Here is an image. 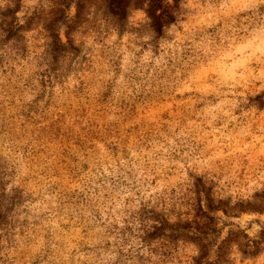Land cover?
Segmentation results:
<instances>
[{
    "label": "rangeland",
    "instance_id": "obj_1",
    "mask_svg": "<svg viewBox=\"0 0 264 264\" xmlns=\"http://www.w3.org/2000/svg\"><path fill=\"white\" fill-rule=\"evenodd\" d=\"M108 1L0 0V264H264V0Z\"/></svg>",
    "mask_w": 264,
    "mask_h": 264
},
{
    "label": "trees",
    "instance_id": "obj_2",
    "mask_svg": "<svg viewBox=\"0 0 264 264\" xmlns=\"http://www.w3.org/2000/svg\"><path fill=\"white\" fill-rule=\"evenodd\" d=\"M181 0H109L107 7L109 9V12L116 17L118 20V23L120 25H123L124 20L127 17V12L129 9V6L131 4L135 6H145L144 10L146 12L147 17L150 20V27L155 33L156 37H160L163 34V29L173 23L177 20L176 15L179 8ZM54 29V28H53ZM51 29V35L52 30ZM55 38V42L53 43V49L57 50L59 49V46L61 47L62 43L60 42L58 35L53 34L52 35ZM205 199H206V209L207 211H215L221 208V201H218V205L214 204L213 198L210 196V194L207 192L205 193ZM223 207V206H222ZM222 211L225 212L224 208H221ZM206 218L212 222L213 217L205 215ZM2 218V213L0 211V219ZM157 223H154L151 225L152 230H145V237L148 239L154 238L159 235H163V231L165 230V227L169 224L166 219H164L162 216L159 218H156ZM182 228H186L185 226H182ZM207 230L213 232L215 229L212 226H206V230L200 231V235L195 236H188V233H181V235H184L186 237H190L191 239H194L197 241L198 245L200 246V258H203L206 260L205 264H211L207 260V255L209 253V247L210 242L204 243V241L207 239L208 233ZM264 232V230H262ZM180 233V232H179ZM263 234V233H261ZM264 236V235H263ZM260 236L259 240H252V244H247L246 247H248V250H243L244 254L249 255H255L260 250V244L263 242L264 237ZM237 237V235L233 232L228 233V235L221 241V245L218 246V250L216 251V256L218 260H222L224 256V249L226 248L227 242L235 240L234 238Z\"/></svg>",
    "mask_w": 264,
    "mask_h": 264
}]
</instances>
